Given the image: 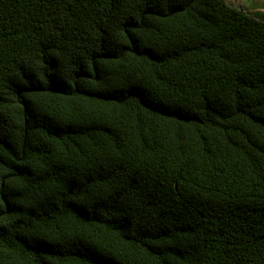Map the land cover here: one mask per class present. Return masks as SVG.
Instances as JSON below:
<instances>
[{
    "label": "trees",
    "instance_id": "16d2710c",
    "mask_svg": "<svg viewBox=\"0 0 264 264\" xmlns=\"http://www.w3.org/2000/svg\"><path fill=\"white\" fill-rule=\"evenodd\" d=\"M0 264H264V15L0 0Z\"/></svg>",
    "mask_w": 264,
    "mask_h": 264
},
{
    "label": "rangeland",
    "instance_id": "374dc122",
    "mask_svg": "<svg viewBox=\"0 0 264 264\" xmlns=\"http://www.w3.org/2000/svg\"><path fill=\"white\" fill-rule=\"evenodd\" d=\"M231 5L242 7L252 14L264 15V0H227Z\"/></svg>",
    "mask_w": 264,
    "mask_h": 264
}]
</instances>
